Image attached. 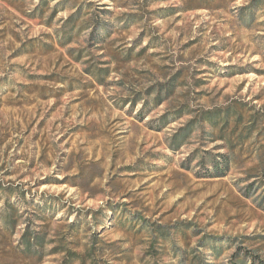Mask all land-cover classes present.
I'll use <instances>...</instances> for the list:
<instances>
[{"label":"rangeland","instance_id":"1","mask_svg":"<svg viewBox=\"0 0 264 264\" xmlns=\"http://www.w3.org/2000/svg\"><path fill=\"white\" fill-rule=\"evenodd\" d=\"M254 1L0 0V264L264 259Z\"/></svg>","mask_w":264,"mask_h":264},{"label":"trees","instance_id":"2","mask_svg":"<svg viewBox=\"0 0 264 264\" xmlns=\"http://www.w3.org/2000/svg\"><path fill=\"white\" fill-rule=\"evenodd\" d=\"M263 0H255L252 9L255 10L257 8L256 3H261ZM7 192V191H6ZM11 207V213L9 215L7 214V226L10 228V235H15V229L18 226V216L16 215L17 207L10 206ZM16 216V217H15ZM21 241L23 245V251L28 253L29 255L38 257L39 260H41L45 255V237L40 236L39 234L36 235L29 227H26L25 230L21 234ZM57 247V246H56ZM65 256L63 258V264L71 263L72 259L74 258L76 254L75 251L66 250ZM86 261L81 260L80 264H84ZM252 264H264V259L262 258H253Z\"/></svg>","mask_w":264,"mask_h":264}]
</instances>
